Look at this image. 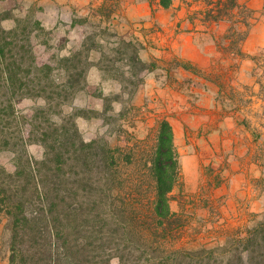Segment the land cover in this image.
I'll return each instance as SVG.
<instances>
[{
	"label": "rangeland",
	"instance_id": "obj_1",
	"mask_svg": "<svg viewBox=\"0 0 264 264\" xmlns=\"http://www.w3.org/2000/svg\"><path fill=\"white\" fill-rule=\"evenodd\" d=\"M158 1L0 0V164L35 163L63 122L139 163L167 119L186 219L168 246L214 247L264 217V0ZM10 235L0 213V264Z\"/></svg>",
	"mask_w": 264,
	"mask_h": 264
},
{
	"label": "trees",
	"instance_id": "obj_2",
	"mask_svg": "<svg viewBox=\"0 0 264 264\" xmlns=\"http://www.w3.org/2000/svg\"><path fill=\"white\" fill-rule=\"evenodd\" d=\"M158 2L169 7L173 0ZM235 4L228 0L221 10ZM8 50L0 46V65L11 66ZM73 125L43 131L45 150L35 163L18 162L14 171L0 164L9 264H113L115 255L119 264H264V217L222 245L168 246L186 224L171 208V193L183 181L169 120L161 121L155 148L139 163L132 151L86 140ZM71 161L80 170L75 175L66 172Z\"/></svg>",
	"mask_w": 264,
	"mask_h": 264
}]
</instances>
